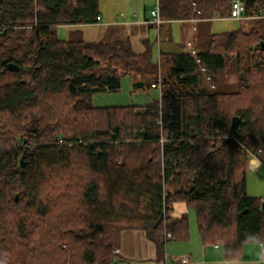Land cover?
<instances>
[{"label": "trees", "instance_id": "16d2710c", "mask_svg": "<svg viewBox=\"0 0 264 264\" xmlns=\"http://www.w3.org/2000/svg\"><path fill=\"white\" fill-rule=\"evenodd\" d=\"M157 1V28L230 18L232 8ZM241 2L243 18L264 19V0ZM99 17L98 0H0V264H118L122 229L142 231L161 259L169 240L189 237L175 202L194 210L201 242L226 259L246 243L264 255V198L246 190L248 157L264 165V33L240 28L210 33L201 52L160 50L168 68L157 101L97 107L92 96L117 91L121 75L145 86L156 72L147 38L136 51L127 39L56 34ZM229 55L237 90L224 92L210 81Z\"/></svg>", "mask_w": 264, "mask_h": 264}, {"label": "rangeland", "instance_id": "374dc122", "mask_svg": "<svg viewBox=\"0 0 264 264\" xmlns=\"http://www.w3.org/2000/svg\"><path fill=\"white\" fill-rule=\"evenodd\" d=\"M129 2L128 6L133 8H139V3L143 1L137 0H99V7L101 13L105 16H114L113 13H117L119 19L118 23L125 20H137V16L133 15L132 9H128L127 7H121L120 2ZM147 11L150 12L152 10L153 3H145ZM143 6V5H142ZM123 11L125 16L119 15V12ZM146 11V12H147ZM140 18L143 20L144 14L140 13ZM151 24V21H148ZM165 26H161L159 29L161 31V37L157 38V27L151 26L147 27L150 32L149 42L151 44L152 50V59L154 61L155 70L154 74H150L145 79L144 88H138L134 86L137 80L134 76L126 74L120 76V87L117 91H107L102 93H96L92 96V103L97 107H111V106H144L152 104L157 101L160 97V93L164 92L165 87L162 89L152 88L150 85L151 82H155L157 78H164L167 76V65L163 62L158 63V54L159 50L161 51H189L193 50L194 52H201L205 50L208 36L210 33H222V32H230L237 29L249 30L252 27L258 29L261 33H264V19L256 18V19H247V18H213L210 21H196L193 25L194 28L191 30L187 29L185 25H181L179 22H173L172 24V39L168 38V35L165 30ZM167 27V26H166ZM101 29V30H100ZM75 30H79V34L82 35L87 42H94L97 40H105L110 41L112 37H116L115 34H119L116 30L117 27H112V29H108L106 33L102 28H69L67 26H58L56 27V34L61 40H70L74 38ZM134 30V29H133ZM128 31H130L128 29ZM130 42L136 51H140L142 49L141 44L139 42L140 36L144 34V29L136 28L134 31H130ZM133 32V33H132ZM115 35V36H114ZM121 36V35H120ZM160 74V76H159ZM202 76V74L200 75ZM237 80L238 74L236 71V58L234 55H229L227 57L225 66L223 69L218 70L214 75L213 79L210 81L213 84V88L216 90L224 91V92H233L237 90ZM203 85H207L208 83L202 81ZM247 174V180L249 181L250 188L257 192L261 190L262 192L259 195L264 198V175L258 177L257 174L251 173ZM249 194V193H248ZM187 220H188V228H189V237L187 240L176 241L169 240L165 247V253L167 256V260L169 264L174 262V259L178 257H182L185 255H181L180 253L185 250V248L193 247V243L195 241H201L200 236L197 231L196 219L194 210L189 208L186 212ZM172 247L176 248V251L172 250ZM118 264H125V262H120ZM143 264H146L144 262Z\"/></svg>", "mask_w": 264, "mask_h": 264}, {"label": "crops", "instance_id": "0c3cea01", "mask_svg": "<svg viewBox=\"0 0 264 264\" xmlns=\"http://www.w3.org/2000/svg\"><path fill=\"white\" fill-rule=\"evenodd\" d=\"M137 1H145V3H153L152 9L155 7L157 0H137ZM99 2V0H98ZM139 3V8H133L128 6L129 2H120L121 7H127L128 9H132L133 15L137 16V20H128V21H121L118 23L117 20L119 19L117 13H113L114 16H104L100 11V17L97 23L89 24V25H77V26H67L69 28H102L104 32L112 27H117V32L119 34H115L116 37L112 38H120V39H130V31L136 30V28H143L144 34L140 36L139 42L141 39L147 38L149 40L150 32L147 27L154 26L150 24L148 21L150 20V13L147 11L145 4ZM143 5V6H142ZM100 10V7H99ZM147 11V12H146ZM151 11V9H150ZM140 13L144 14L143 20L140 18ZM119 15L125 16L123 11L119 12ZM179 22L181 25H185L187 29L191 30L194 28L192 24L193 21L191 20H179L173 21ZM173 22L164 23L166 33L168 38L172 39V24ZM147 26V27H146ZM157 27V26H156ZM128 29L130 31H128ZM134 29V30H133ZM101 30V29H100ZM133 33V32H132ZM114 35V36H115ZM121 35V36H120ZM161 37V31L157 29V38ZM160 51V50H159ZM166 53H172L173 51H164ZM251 175V173H255L258 177L264 175V165L260 162L257 156L250 155L247 160V172ZM246 190L247 194L250 196H256L262 198L263 196L259 195L262 191H256L250 188L249 181L247 180L246 174ZM188 208L186 207L184 202H175L173 204V209L171 211V215L173 217H179L183 213H186ZM167 245V243H166ZM166 247V246H165ZM116 249H118L119 253V263L125 262V264H169L167 260L166 253L163 258L157 259L156 258V248L152 241L148 240L145 234L139 230H132V229H122L120 230L119 241L116 245ZM173 251H176L175 247H172ZM181 255H185L188 257V263L186 264H264V255L262 252L261 245L258 243H246L243 245L240 257L237 259H226L224 257L223 248L221 245H206L203 244L201 241H195L193 243V247L185 248L181 253ZM172 264H181L179 261L174 260Z\"/></svg>", "mask_w": 264, "mask_h": 264}, {"label": "built area", "instance_id": "2783aa9c", "mask_svg": "<svg viewBox=\"0 0 264 264\" xmlns=\"http://www.w3.org/2000/svg\"><path fill=\"white\" fill-rule=\"evenodd\" d=\"M242 17H245V15H244V6L241 0H232L230 18L238 19ZM150 21H151V24L155 26H159L163 22L162 18L160 17V13H159L158 1L156 2L155 7L150 11ZM189 51L193 52L192 50H189ZM200 70L202 71V73H204L203 68H200ZM204 77L206 80H208V76H206V74H204ZM151 87L160 89V85L158 82H154L151 85ZM112 254L113 256H116L118 254V249H113ZM174 260L179 261L181 264H186L188 263L189 259L187 256H182ZM110 264H116V258H113Z\"/></svg>", "mask_w": 264, "mask_h": 264}, {"label": "water", "instance_id": "95a60500", "mask_svg": "<svg viewBox=\"0 0 264 264\" xmlns=\"http://www.w3.org/2000/svg\"><path fill=\"white\" fill-rule=\"evenodd\" d=\"M150 13H147V15H149ZM262 44V47H263V43H261ZM7 68H8V70L9 71H12V72H14V73H17V72H19L20 71V67L18 66V65H16V64H14V63H8L7 64ZM134 86L135 87H138V88H144V83H143V81H137L136 83H134ZM237 122H238V119L235 117L234 119H232V122H231V128L233 129V130H235L236 129V127H237ZM21 166H22V164H21ZM17 199V197H15V200Z\"/></svg>", "mask_w": 264, "mask_h": 264}]
</instances>
